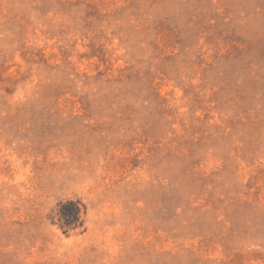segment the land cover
Listing matches in <instances>:
<instances>
[{"label":"rangeland","instance_id":"rangeland-1","mask_svg":"<svg viewBox=\"0 0 264 264\" xmlns=\"http://www.w3.org/2000/svg\"><path fill=\"white\" fill-rule=\"evenodd\" d=\"M0 264H264V0H0Z\"/></svg>","mask_w":264,"mask_h":264}]
</instances>
